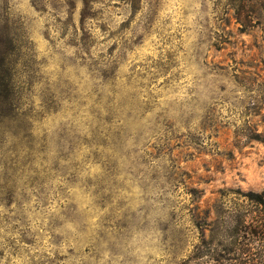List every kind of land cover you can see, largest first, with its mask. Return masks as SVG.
I'll list each match as a JSON object with an SVG mask.
<instances>
[{
  "label": "rangeland",
  "instance_id": "obj_1",
  "mask_svg": "<svg viewBox=\"0 0 264 264\" xmlns=\"http://www.w3.org/2000/svg\"><path fill=\"white\" fill-rule=\"evenodd\" d=\"M263 190L229 0H0V264H178Z\"/></svg>",
  "mask_w": 264,
  "mask_h": 264
},
{
  "label": "trees",
  "instance_id": "obj_2",
  "mask_svg": "<svg viewBox=\"0 0 264 264\" xmlns=\"http://www.w3.org/2000/svg\"><path fill=\"white\" fill-rule=\"evenodd\" d=\"M229 1L244 28L256 22L264 32V0ZM254 194L257 214L241 212L233 223L198 242L178 264H264V190Z\"/></svg>",
  "mask_w": 264,
  "mask_h": 264
}]
</instances>
